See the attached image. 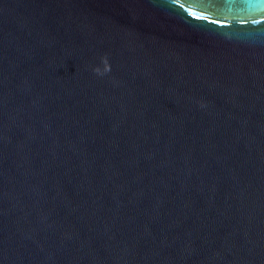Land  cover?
I'll return each mask as SVG.
<instances>
[{
    "label": "water",
    "instance_id": "95a60500",
    "mask_svg": "<svg viewBox=\"0 0 264 264\" xmlns=\"http://www.w3.org/2000/svg\"><path fill=\"white\" fill-rule=\"evenodd\" d=\"M0 264H264V0H0Z\"/></svg>",
    "mask_w": 264,
    "mask_h": 264
}]
</instances>
